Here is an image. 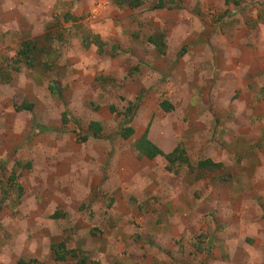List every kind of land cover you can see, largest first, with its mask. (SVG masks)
Listing matches in <instances>:
<instances>
[{
    "label": "rangeland",
    "instance_id": "rangeland-1",
    "mask_svg": "<svg viewBox=\"0 0 264 264\" xmlns=\"http://www.w3.org/2000/svg\"><path fill=\"white\" fill-rule=\"evenodd\" d=\"M101 1L0 0V264H264V0Z\"/></svg>",
    "mask_w": 264,
    "mask_h": 264
},
{
    "label": "trees",
    "instance_id": "trees-1",
    "mask_svg": "<svg viewBox=\"0 0 264 264\" xmlns=\"http://www.w3.org/2000/svg\"><path fill=\"white\" fill-rule=\"evenodd\" d=\"M159 4H157L155 6V9H175V8H179L178 5H175L174 2H172V7L167 8L166 7V2L165 0H158ZM114 2L120 6V7H124L127 6L131 9H138L142 6L145 5L146 0H114ZM160 37L155 36V37H151L150 38V42L154 45H156L158 47V43L157 41H159ZM44 40H48L47 43L49 44L50 39H44ZM161 47H158V49L160 50ZM46 48L44 45H41L37 40L34 39H28L26 40L22 46L21 49L19 50L18 54H17V60L16 63L17 64H25L26 66L30 67V68H37L41 65L42 63V59L43 56L46 58L48 57V54H46ZM46 67H51V65L47 64L45 62ZM16 71L19 70V67L17 66L15 68ZM161 107L164 109V111H169L170 109V104H168L167 102L162 103ZM33 107L31 105L29 106H23V109L25 110H31ZM137 109V107H135V110ZM134 116V112H132V116L129 119V121L127 122V120L125 122V124H130L132 117ZM66 121V119H65ZM64 121V123H65ZM38 130L39 132L41 131H48L50 129L47 128H40L38 126ZM103 132V127L100 123L98 122H92L89 125L88 128V134L87 136H82V139L84 141H87L88 138L92 137V138H100L101 134ZM120 135L125 138L128 139L130 138L133 134H134V129L133 128H128L127 130H124V126H122L119 129ZM136 149L137 151L141 154L144 155L146 157H148L149 159H155L157 157H163L165 158V160L168 162L169 164V170H174L175 166H177V169L175 170L176 172H178L181 168L188 167V168H192L193 165L190 163V160L187 158L186 154H185V150L183 148H181L179 145L172 151L169 153H165L159 146H157L156 144H154L153 142H151L147 136L144 137L143 140L139 141L136 144ZM171 166V167H170ZM198 168L202 171L204 170H208V172H214V171H219L222 170V164L221 163H215L210 159H206L204 161H201L198 163ZM216 169V170H214ZM210 170H214V171H210ZM15 179V177H12V180ZM57 217V216H55ZM1 227V226H0ZM52 251L54 253L55 259L58 262H65L68 258L69 254H72L74 257L76 256L77 258H79L81 255H79L76 251L72 252V251H68L67 250V242L65 243H60V244H55L52 245ZM77 254V255H76ZM81 261L79 262V264H84L86 263V258L81 256ZM19 264H26L25 261H21Z\"/></svg>",
    "mask_w": 264,
    "mask_h": 264
},
{
    "label": "built area",
    "instance_id": "built-area-1",
    "mask_svg": "<svg viewBox=\"0 0 264 264\" xmlns=\"http://www.w3.org/2000/svg\"><path fill=\"white\" fill-rule=\"evenodd\" d=\"M105 7V0L100 2V5L98 6V8H95L93 10V14L96 15L99 13V10L103 9Z\"/></svg>",
    "mask_w": 264,
    "mask_h": 264
},
{
    "label": "crops",
    "instance_id": "crops-1",
    "mask_svg": "<svg viewBox=\"0 0 264 264\" xmlns=\"http://www.w3.org/2000/svg\"><path fill=\"white\" fill-rule=\"evenodd\" d=\"M224 5H225V2H224ZM224 5H223V6H224Z\"/></svg>",
    "mask_w": 264,
    "mask_h": 264
}]
</instances>
